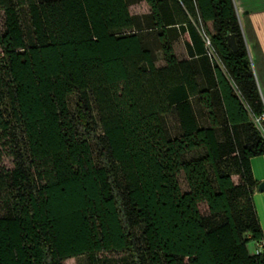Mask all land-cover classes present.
Returning <instances> with one entry per match:
<instances>
[{
    "label": "trees",
    "instance_id": "16d2710c",
    "mask_svg": "<svg viewBox=\"0 0 264 264\" xmlns=\"http://www.w3.org/2000/svg\"><path fill=\"white\" fill-rule=\"evenodd\" d=\"M138 3L147 14L129 13ZM0 12V264H264L247 249L263 239L250 160L264 155V86L232 0H0ZM176 27L190 60L174 55Z\"/></svg>",
    "mask_w": 264,
    "mask_h": 264
},
{
    "label": "crops",
    "instance_id": "0c3cea01",
    "mask_svg": "<svg viewBox=\"0 0 264 264\" xmlns=\"http://www.w3.org/2000/svg\"><path fill=\"white\" fill-rule=\"evenodd\" d=\"M232 3L250 62H254L256 64L261 85L264 86V0H232ZM147 13L148 10L145 14ZM206 27L209 31H211L210 23H206ZM175 31L178 33V36L172 43V49L175 57L179 61L190 60L191 58L188 56L186 49V44L191 43L189 35L186 32L181 33L178 27H176ZM155 56V66H163L164 62L162 60L161 53L156 51ZM194 58H196L195 53ZM250 166L254 180L257 183L264 181V155L252 158L250 160ZM253 203L264 238V192L260 193L256 189L253 194ZM255 248L256 245L254 243H249L247 245V249L250 253H253Z\"/></svg>",
    "mask_w": 264,
    "mask_h": 264
},
{
    "label": "rangeland",
    "instance_id": "374dc122",
    "mask_svg": "<svg viewBox=\"0 0 264 264\" xmlns=\"http://www.w3.org/2000/svg\"><path fill=\"white\" fill-rule=\"evenodd\" d=\"M147 10H148L147 6L144 5L143 3L137 4V5H132L129 7V12L131 15L140 16V15L145 14L147 12ZM2 23H3V17H2V13L0 12V25H2ZM23 24H24L25 30L28 34L29 28H28V24H27V21L25 18H24ZM141 34L145 39L150 38L149 33H147V32H143ZM75 100H76V98L74 96H70L68 99V105H69L70 111H73V106H74ZM93 114H94V116H96V114L94 112H93ZM168 125H169V129L173 135L175 132V121L173 118L168 119ZM191 156H194V155H191ZM10 167H11V162L6 155L5 150L0 145V173L5 172ZM232 180L234 182H237V178L235 176H232ZM179 184H180L182 191H184L185 186H184V182H183L181 176H179ZM1 207H2V204L0 203V214H2V208ZM199 210L201 213H205V211H206L205 206L200 205ZM110 257L113 259H120L122 256L112 254V255H110ZM64 264H87V258L85 256H80V257H77L75 259L66 260V261H64Z\"/></svg>",
    "mask_w": 264,
    "mask_h": 264
},
{
    "label": "built area",
    "instance_id": "2783aa9c",
    "mask_svg": "<svg viewBox=\"0 0 264 264\" xmlns=\"http://www.w3.org/2000/svg\"><path fill=\"white\" fill-rule=\"evenodd\" d=\"M201 38L204 44V48H205V54L206 56L211 60L216 62L217 64L219 63L212 47H211V43H210V38L205 34V32L201 31ZM256 248L254 250L255 254H258L260 252H264V238L262 239L261 242H259L258 244H255Z\"/></svg>",
    "mask_w": 264,
    "mask_h": 264
},
{
    "label": "water",
    "instance_id": "95a60500",
    "mask_svg": "<svg viewBox=\"0 0 264 264\" xmlns=\"http://www.w3.org/2000/svg\"><path fill=\"white\" fill-rule=\"evenodd\" d=\"M226 43H227V46L229 47V49L233 53H235L237 51V47H236L235 39H234V36L233 35H227L226 36ZM243 63H244V66H246V67H248V66L251 65L249 56H248V59L245 60ZM257 190L260 193L264 192V181L258 183Z\"/></svg>",
    "mask_w": 264,
    "mask_h": 264
}]
</instances>
